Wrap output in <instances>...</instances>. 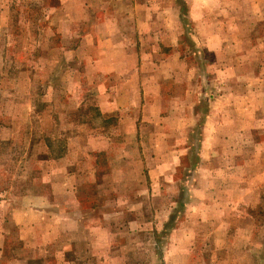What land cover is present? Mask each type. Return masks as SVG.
<instances>
[{"label":"rangeland","instance_id":"374dc122","mask_svg":"<svg viewBox=\"0 0 264 264\" xmlns=\"http://www.w3.org/2000/svg\"><path fill=\"white\" fill-rule=\"evenodd\" d=\"M0 264H264V0H0Z\"/></svg>","mask_w":264,"mask_h":264}]
</instances>
